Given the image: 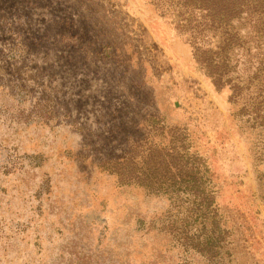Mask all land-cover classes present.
<instances>
[{"label":"rangeland","instance_id":"374dc122","mask_svg":"<svg viewBox=\"0 0 264 264\" xmlns=\"http://www.w3.org/2000/svg\"><path fill=\"white\" fill-rule=\"evenodd\" d=\"M174 3L0 0V264H264V34L199 50L231 97ZM174 128L211 171L212 257L190 242L208 224L185 237L179 204L101 168Z\"/></svg>","mask_w":264,"mask_h":264},{"label":"trees","instance_id":"16d2710c","mask_svg":"<svg viewBox=\"0 0 264 264\" xmlns=\"http://www.w3.org/2000/svg\"><path fill=\"white\" fill-rule=\"evenodd\" d=\"M175 1L167 9L181 17L180 28L188 34L195 61L216 89L228 86L231 97L236 96L237 86L233 79H225V75L219 72L226 64L222 58L218 62L212 58L202 60L198 57L199 50L205 47L204 44L207 47L216 44V48L224 53L233 51L236 43L240 48L239 40L249 37L246 27L256 28L253 31L260 34V38L264 34V0ZM254 16L256 20H253ZM151 121L155 119L151 118ZM182 131L169 129L165 136H171L173 141L164 139L163 144L149 143L146 139L135 142L125 156L103 163L101 168L116 176L122 185L139 186L149 194L167 198L171 204H179L183 208L182 218L178 219L181 223L179 229L185 237L190 222L199 221L202 230L208 224L210 231L203 239L199 241L194 236L190 242L197 252L212 257L221 250L219 243L223 239L221 217L214 192L209 188L212 175L202 155L190 151L187 135ZM177 135L178 143L173 138Z\"/></svg>","mask_w":264,"mask_h":264}]
</instances>
